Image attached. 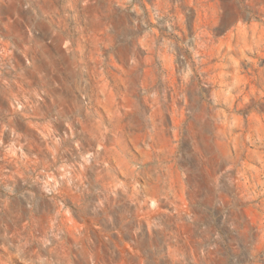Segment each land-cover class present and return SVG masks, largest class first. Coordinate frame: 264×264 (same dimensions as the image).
I'll return each mask as SVG.
<instances>
[{
  "label": "rangeland",
  "instance_id": "rangeland-1",
  "mask_svg": "<svg viewBox=\"0 0 264 264\" xmlns=\"http://www.w3.org/2000/svg\"><path fill=\"white\" fill-rule=\"evenodd\" d=\"M0 264H264V0H0Z\"/></svg>",
  "mask_w": 264,
  "mask_h": 264
}]
</instances>
